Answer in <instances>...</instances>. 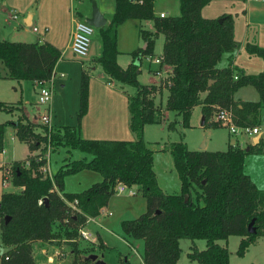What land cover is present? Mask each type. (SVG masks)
Listing matches in <instances>:
<instances>
[{"label": "trees", "instance_id": "16d2710c", "mask_svg": "<svg viewBox=\"0 0 264 264\" xmlns=\"http://www.w3.org/2000/svg\"><path fill=\"white\" fill-rule=\"evenodd\" d=\"M209 1L178 0L176 16L159 18L153 15V0H114L110 21L97 29L99 51L94 65L114 82L135 89L133 95L127 96L128 129L133 141L82 138L79 123L88 107L89 77L85 72L80 73L76 126L48 129L22 114L14 123L0 124V152L4 129L11 127L15 138L29 152L46 146L50 149L64 146L90 157L64 162L51 178L38 171L44 159L28 157L27 167L20 162L11 164V184L21 190L0 196V244L6 248L0 264H36L32 243H53L60 239L72 246L69 264H95L87 258L90 251L79 249L71 240L77 237L76 230L86 218L97 217L106 207L119 183L135 187L145 200L144 213L120 222L124 237L142 242L141 264H176L182 239L205 241L203 250L191 249L186 255L190 261L229 264L227 249L216 241L239 237L236 255L241 257L256 238L264 237V190L258 189L243 171L246 155L264 154V139L245 148L227 145L224 151L215 152L190 151L181 140L170 143L167 151L179 181L175 194L163 193L158 187L152 170V152L143 140L144 126L162 120L161 108L153 101L159 87L137 82L139 66L133 60L153 57L157 34L163 36L161 64L170 68L164 110L174 112L182 128L189 126L194 106H200L204 125L215 107L231 108L237 127L254 128L260 120L264 122V115L260 119V109L264 107V71L244 75L227 67L216 68L221 57L230 56L236 45L231 15L223 14L217 19L201 16V9ZM129 20L150 21L152 31L137 29L143 46L129 53L131 62L122 69L116 61V32ZM245 51L264 62V48L247 44ZM59 57L60 51L47 42L0 40L3 67L0 79L46 81ZM246 86L255 89L258 100L235 102L233 94ZM13 111H18V105L0 102V112ZM174 123H168L167 128L173 129ZM82 170L97 173L101 181L80 193H64V177ZM74 200L76 211L68 216L67 203ZM249 223L254 234L247 232Z\"/></svg>", "mask_w": 264, "mask_h": 264}, {"label": "rangeland", "instance_id": "374dc122", "mask_svg": "<svg viewBox=\"0 0 264 264\" xmlns=\"http://www.w3.org/2000/svg\"><path fill=\"white\" fill-rule=\"evenodd\" d=\"M53 0H50V2ZM60 3L61 7L63 6V0H57ZM74 7L86 9L90 11V14L95 7L98 10L100 6L104 10V16L108 20L111 19V15L113 12V0H73ZM162 1V0H158ZM49 4H45L44 0H35V4L33 5V13H32V24L27 26L29 33H24L22 37H16L12 32V27H16V21L5 20L2 18V22H0V31L5 28L7 33L5 39L10 42H20L18 40H26L27 43L35 42L38 40H42L41 38L45 37V34L49 31L50 34H53L55 30V37L61 35V32L64 28L61 27V24H56L53 21V18L49 17L50 11ZM154 7L158 11L160 9L165 10L166 16H172L174 11L172 8L176 10L177 14V3L174 6L161 7V5L157 6L154 2ZM237 7L230 6L228 4V0H210L207 6H205L201 11V16L203 18H211L217 19V15L223 12L230 14L233 19V12L237 11ZM55 11V10H54ZM213 12V13H212ZM215 12V13H214ZM59 15V14H58ZM20 19H22L20 17ZM4 21V23H3ZM84 22L83 19L78 20ZM22 22V20H21ZM35 28L37 30L36 33H32L31 29ZM141 28L143 30H152V25L150 21H135L131 20L121 25L117 32V42L118 47L117 51H119L117 56V62L120 66L125 67L127 63L131 61V57L129 53L133 50L142 47L143 43L138 38L137 29ZM60 37V36H59ZM20 38V39H19ZM45 40V39H44ZM116 42V46H117ZM163 44V36L161 34H157L154 40L153 46V56L158 57L162 50ZM99 42H98V34L96 30L93 28V34L90 39V46L87 53V56L83 58H77L73 54L75 59L77 58L79 61L86 60L87 62L95 60L98 56ZM76 59V60H77ZM82 59V60H80ZM255 61H262L260 58H253ZM225 63L224 56L221 57L218 66H222ZM262 63V62H261ZM86 64V63H85ZM133 64L139 66V73L136 77L137 82L140 85H158L159 79L155 77L152 69L154 65L149 63V60L142 58L139 61L138 58L133 60ZM1 65V64H0ZM86 65H92L90 62ZM95 70L91 72L93 77H104L103 73L98 65H94ZM250 65V70L253 73L256 72L253 67ZM92 67V66H91ZM74 69H79V66H73ZM86 69V67H84ZM87 70V69H86ZM249 69L248 71L251 72ZM68 73H59L56 72L53 83L51 85L52 96L57 95L59 99H56L58 110L63 118L67 116V105H65L60 97L59 87H57L56 81L57 79H61L66 81L69 79V82L65 88L66 100L70 101V97L72 93L74 94L78 91V76L74 72H71L69 75V70H65ZM59 74L63 75L59 77ZM106 80V78H104ZM113 84V89L122 91L120 87L124 90L125 94L133 95L135 93V89L129 86H123L118 84L117 82L111 81ZM37 86L35 87V91L37 93ZM33 89L31 82L29 81H14V80H6L0 79V102H8L11 104L18 105V111H13L12 113H4L0 112V124L5 122H15L18 117L21 116L20 106H24V116L27 120L38 123V116L43 113L49 114V121L51 123V118L54 116L52 111L48 109V105H38L36 104V94ZM167 96V91L163 90L161 93L155 94L153 101L155 105H159L161 107V112H164V117L159 124H150L146 125L143 129V140L146 143L147 148L154 152L153 165L157 177V181L160 186L167 190L168 194H173L178 190L174 189L172 184L169 183V178L172 179V175L169 174L171 172L174 173V169L172 166V160L170 155L167 152L160 151L164 147L168 146L170 143H174L177 141H182L185 143L186 148L190 151H199L205 150L210 152L215 151H224L227 148V141L230 139L232 141L237 140L238 137L233 138L229 137V133L226 128L219 127L217 125H212L213 119L207 122L206 125L200 127L201 114L200 108L195 107L191 112L188 120V127L182 128L179 123V117L176 116L174 112H169L164 110L165 99ZM237 97L242 98L245 101H257L258 95L254 88L248 86L241 88L236 94ZM127 107V106H126ZM58 114V113H55ZM23 115V114H22ZM264 115V108L260 109V119ZM173 129H168L167 124L174 122ZM258 131L263 132L264 136V122L260 120V124L256 127ZM246 139L245 144L242 146L245 148L247 144H249L248 137ZM204 146L203 149H199L201 146ZM40 155H42L45 149H39ZM27 155V147L25 144L19 142L12 132L9 131V128L6 127L3 132V151L0 152V191H4V193L17 192L18 189L14 187L10 182V177L7 173L8 168L12 162L22 161ZM46 159V168L50 177L56 173L58 168L64 163L65 159L68 160H78L81 157H86L88 159V155H85L77 150H71L64 146H57L56 148L50 149L45 154ZM36 158L38 156H35ZM34 157V158H35ZM40 159H42L40 157ZM6 163V164H5ZM21 163V162H20ZM23 163V162H22ZM9 165V166H7ZM11 167V166H10ZM45 167V166H43ZM244 172L247 174H251L252 179L259 184V180L264 181V156L259 157L256 154H249L244 157ZM41 173L42 176L45 174ZM11 175V174H10ZM101 180V177L92 171L82 170L78 173L68 175L63 179V191L66 193H80L83 190L87 189L94 183H98ZM5 182V187L2 185V182ZM132 188V187H131ZM259 189V188H258ZM134 191L133 196L127 195L126 192L122 194H113L109 198V207L108 212L109 215L103 216L102 214L97 217L94 224H90L87 229L91 234L90 237H93L96 241L94 244H90L88 242L80 241L77 239H72L71 242L77 245V247L83 251L89 250V255H95L97 257V261L102 262L103 264H119L121 261H126L128 264H141V256H142V242L140 240H130L132 242V246H129V240H125L121 229L120 222L124 220H133L137 218L140 214L145 212V203L143 197L136 192V189H132ZM174 190V191H173ZM262 190V189H261ZM129 196V197H128ZM201 204V201H199ZM140 203L144 205V207H140ZM97 224V225H96ZM57 227H55L56 229ZM99 236V238H98ZM62 243V249H56L55 253H63V257L59 255L55 256V261L57 264H69L71 261V257L69 256V250L72 247L70 243L64 241V239H60ZM240 238L236 236L228 237L226 241H216V244L220 247H225L228 251V260L229 264H264V237H258L254 241L253 244L248 248V250L243 254V256L238 257L236 255V249ZM70 242V241H69ZM102 242L104 245L100 247V243ZM101 243V244H102ZM60 244V243H59ZM180 255L176 264H198L194 261H190L187 258V254L192 250L201 251L205 248L204 240H187L182 239L179 241ZM32 250L34 253L37 251V246H33ZM5 251L4 247L0 244V256Z\"/></svg>", "mask_w": 264, "mask_h": 264}, {"label": "crops", "instance_id": "0c3cea01", "mask_svg": "<svg viewBox=\"0 0 264 264\" xmlns=\"http://www.w3.org/2000/svg\"><path fill=\"white\" fill-rule=\"evenodd\" d=\"M177 1L178 0H162V1L153 0V15L155 17H158V15L160 13H163L164 17L176 16V10L173 8H172V11H174V13L172 14V16H166V13L164 12L165 10L160 9L157 11L154 7V2L156 3L157 6L161 5V7H164L166 9L167 7L169 8L171 6L176 5V3H177V7H178ZM44 3L46 5L49 4V6H51L50 11L48 13L49 17L53 18V21L56 24L60 23L61 27L64 28V30L61 32V35H59L60 37L59 36L55 37V30L53 31V34H50V32L48 31L45 34V37L41 38L42 40L39 41L37 38V40L35 42H30V43L47 42V43L51 44L52 46H54L55 48H57L60 51V57H59L56 65L54 66V69H53L55 75H56L57 71L59 73H68V72H65V70H69V75H71V72H74L76 74V76H78V79H79L78 89H79V83H80V73L85 72L88 75V77H89V80H88V107H87L86 114L82 117V119L79 123L80 134H81L82 138L88 139V140L133 141L134 136L128 129V112H127V107H126L127 106V96H129V95L125 94L122 87H120V89L122 91L114 90L112 88L113 84L111 82L113 80L106 77L104 74H103L104 77H102V76L101 77H93L91 72L95 70L96 66H94V63L89 61L92 65H86L87 63H89L86 60L79 61L77 58H76L77 59L76 60L75 57H73L71 51L69 50L70 34L72 31L73 23L76 20H81V19L84 20L85 18L89 17L90 11L86 10V9H82V7H80L79 9L75 8L73 0H63V6L62 7H61L60 3H58L57 0H53L51 2H50V0H44ZM34 4H35V0H0V22H2V18L4 19V21L6 19L10 20V21H16L15 22L16 27L15 28L12 27V32L14 33V35L16 37L17 36L22 37L24 33H29V31L26 27L32 24V18H33L32 13L34 10L31 13H29V12H30V9H33ZM228 4L230 6L237 7V9H238L237 11H234L232 14V15H234L233 16V39L235 41L236 46H235V49L233 50V52L230 54V56L228 54L223 55L225 58L224 65L218 66V64H217L216 68L217 69H223V68L227 67L229 69H233L234 72L240 71L244 75H257V74L264 71V62L261 61L262 62L261 63L260 61H257V60L255 61V59H253V58H258L256 56H249L245 51V45H247V44L256 45L258 47L264 48V0H256V1H254V0H228ZM202 9H201V11H202ZM113 10H114V0H113ZM98 12L102 15V17L104 19V25L101 27V28H104L106 26V24L108 23V20L105 18L104 10L100 6L98 7ZM227 13L223 12L221 14H218L217 16L220 17L223 14L230 15ZM112 14H113V12H112ZM12 15L16 16L15 20H12L10 18ZM20 17L22 19H20ZM206 19H208V18H206ZM209 19H211V18H209ZM21 20H22V22H21ZM4 21H3V23H4ZM129 21H131V20H129ZM127 22L128 21L124 22L121 25H124ZM120 26L117 28V32H118ZM94 30H96V32H97V29L94 28ZM117 32H116V38H117ZM6 35H7V33L5 31V28L3 27V30L0 31V40H6L5 39ZM18 41L23 42V43H27L26 40H18ZM116 42H117V40H116ZM117 47H118V42H117ZM98 51H99V49H98ZM118 53H119V51H118ZM153 57L159 58V57H161V53L158 57H155V56H153ZM80 60H82V59H80ZM129 63H127L126 66ZM117 64H118V62H117ZM75 65L79 66V69H74L73 66H75ZM250 65H252L251 67H253L254 70L256 69L255 73H253V71L250 70L251 69ZM84 67H86L87 70ZM120 67L122 69L125 68L122 66H120ZM248 69L251 72H249ZM70 70H71V72H70ZM156 70H160L161 75L156 76L154 74L155 77H157L159 79V82H158V85H154V84H151V85L159 87V88H158V91H156L153 94V97L155 96V94L161 93L163 90H166L165 89V83L167 82L168 77L170 75V68L165 66V65H162V64L160 66L154 65L152 72L154 73V71H156ZM0 73H3L2 65H0ZM104 78H106V80ZM17 82H19V81H17ZM68 82H69V79L66 81H64V80L61 81V79H57V81H56L57 87L60 88L59 89L60 94H61L60 97H61L63 103L65 105H67L66 103H69L70 105L66 106V107L69 106L68 110L66 112L67 116L65 118H63L61 116L59 110H58V106H57V102H56V99H59V97L57 95H54V94H53V96L51 95V99H50L49 107H48V109L50 111H52V113L54 115L51 118V123H50L51 126H76V123H77L76 113L78 110V92H79V90L76 91L74 94L72 93V96L70 97V101L67 102L66 94H65V88H66ZM31 84H32L33 89L35 91V87H36L35 82H31ZM246 87H248V86H246ZM242 88H244V87H242ZM240 89H238L232 96V98L235 102L245 101L242 98L236 96V94L238 93V91ZM35 94H36V91H35ZM202 95L203 94H201L200 96H202ZM249 102H256V101H249ZM3 103H5V102H3ZM6 103L11 104L8 102H6ZM195 107L200 108V106H194L192 108V110ZM262 108H264V107H262ZM20 109H21V113L24 116V113H25L24 112V110H25L24 106L23 105L20 106ZM55 113H58V114H55ZM200 114H201V112H200ZM163 117H164V112L162 111V119H163ZM209 121H210V118L208 119L207 122H209ZM207 122H206V124H207ZM203 126H204V124H203L202 115H201L200 127H203ZM8 128H9V131L13 133L12 128L11 127H8ZM257 136H259L258 141L260 139H264L263 132L259 131L256 136H253L251 139H249V144L252 145V141H254L255 144H257L258 141H256V139H255V137H257ZM229 137H232V136L229 135ZM233 138H236V137H233ZM236 141L237 140L232 141L229 139L227 141V145H231L233 142H236ZM239 141H242L245 144L246 139H244V138L239 139L238 138V142ZM167 147L168 146L164 147L160 151L168 153ZM49 150H50V148L48 146H46V151L42 155H40V157L42 159H44V161H45V163L43 165L45 167H46V159H45L46 156H45V154ZM208 152H210V151H208ZM39 154H40L39 150H36L33 152H29L27 150L26 157L22 161H18V162L22 163V162L26 161V159L28 157L39 156ZM257 156L262 157V156H264V154H257ZM40 157H37V160H40ZM81 158L87 159L84 156ZM89 158L90 157H88V159ZM153 159H154V152H152V170L154 172L155 169H154V165H153ZM66 161H70V160L65 159L64 162H66ZM12 163H14V162H12ZM11 164H10V166H11ZM7 166H9V165H7ZM10 166H9V168H11ZM43 166H41V167H43ZM243 171H244V163H243ZM169 174L172 175V177H171L172 179L169 178V183L172 184L174 189L179 191V181L177 179L175 171L173 174L171 172H169ZM245 174L250 178L252 183L257 188L264 190V181L259 180V184H257V182H255L252 179L251 174H247V173H245ZM154 175H155L156 182H157V185L160 188V190L163 193L168 194L167 190L159 185L155 172H154ZM16 188L18 189L17 192H19L21 190V188H19V187H16ZM133 188L136 189L135 187H132V189ZM178 191L173 192V194L177 193ZM17 192H14V193H17ZM3 193H4V191H2V189H1L0 196ZM11 193H13V192H11ZM64 193H66V192H64ZM76 193H78V192H76ZM144 203H145V200H144ZM108 207H109V200H108L106 207H104L100 211V214H102L103 216L109 215L108 212H105V211L109 210ZM140 207H144V205L140 203ZM99 215L97 217H99ZM97 217L86 218L85 223H83V229L86 230V232L89 235H91V234L88 232L87 227L90 224H94ZM98 238H99V236H98ZM124 238H125V240L126 239L129 240V242L131 240L130 238H126V237H124ZM132 241H134V240H132ZM61 242L63 243L62 240L61 241L57 240V241H54L53 243H40V242L32 243V247L37 246L36 253H34V251L32 250V257H33L34 262L36 264H57L55 259H54L55 258L54 254H55L56 249L59 250V249L63 248ZM54 243H56V244H54ZM101 243L102 242H100L98 244H100V246L102 247L104 244L103 243L101 244ZM129 246H132V242L129 243ZM250 246H248V248ZM248 248H247V250H248ZM4 249L6 250L5 247H4Z\"/></svg>", "mask_w": 264, "mask_h": 264}, {"label": "built area", "instance_id": "2783aa9c", "mask_svg": "<svg viewBox=\"0 0 264 264\" xmlns=\"http://www.w3.org/2000/svg\"><path fill=\"white\" fill-rule=\"evenodd\" d=\"M158 17L164 18V14L160 13ZM10 18L12 20H15L16 16L12 15ZM31 31L33 33H36L37 30L35 28H32ZM92 34H93V27L87 25L85 22L76 20L73 23L72 31L70 34L69 50L75 57L83 58L87 55ZM145 59L149 60V63L151 64H154L157 66L161 65V57L159 58L152 57V58H145ZM154 74L156 76H160L161 72L160 70H156L154 71ZM54 77H55V73L53 70V73L51 74L48 80L35 82V85L38 88L37 93H36V99H37L36 104L38 105H48L49 104L51 95H52L51 85L53 83ZM59 77H63V75L60 74ZM233 79H236V77L234 76ZM165 84H168V80ZM37 119L39 121V124L46 126L48 129L51 128L50 121H49V114L43 113L42 115L38 116ZM211 119H213L212 123L214 125L226 128L230 136L238 137L239 139H243L245 137H248V139H251L253 136H256L259 132L256 127L254 128L237 127L233 122V115H232L231 108L215 107L212 112ZM243 145L244 143L242 141H239V142L236 141V142H233L230 146L231 147H234V146L242 147ZM22 166L27 167L28 161H24L22 163ZM38 171L45 174V176H47L48 178H51L50 175L48 174L46 167H40ZM7 173L10 177V182H11V175H10L11 168L8 169ZM2 185L5 187L4 181L2 182ZM124 192H126L127 195L129 196L134 195V191L132 190L131 187H127L126 185L121 184V183L115 186L114 194H122ZM38 204H41V201H38ZM67 205L69 206L68 216H72L73 213L76 211V208H75L76 201L74 200L71 203H67ZM76 233H77V239L80 241L88 242L90 244H94L96 242L94 238L90 237V235L86 232V230L83 229V225H80L77 228ZM57 255H59L60 257H63V253L61 252L55 253L54 257Z\"/></svg>", "mask_w": 264, "mask_h": 264}, {"label": "water", "instance_id": "95a60500", "mask_svg": "<svg viewBox=\"0 0 264 264\" xmlns=\"http://www.w3.org/2000/svg\"><path fill=\"white\" fill-rule=\"evenodd\" d=\"M32 11H33V9H30L29 13H31ZM220 21H221V19H218V22H220ZM84 22L87 25H89L95 29H100L104 25V19H103L102 15L98 12V10L95 7H93V10H92L90 16L84 19ZM208 84H210V82ZM255 139H256V141H258L259 136L255 137ZM252 145H255L254 141H252ZM200 149H203V145L200 147ZM44 202H45V199H44ZM247 232L249 234L255 233V230L251 227V223H249L247 226ZM87 258L90 261L94 262L95 264H103L102 262L97 261V257L95 255H88Z\"/></svg>", "mask_w": 264, "mask_h": 264}]
</instances>
